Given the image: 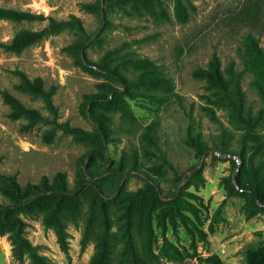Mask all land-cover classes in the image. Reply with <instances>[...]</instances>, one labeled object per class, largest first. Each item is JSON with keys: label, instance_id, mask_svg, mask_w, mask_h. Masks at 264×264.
Wrapping results in <instances>:
<instances>
[{"label": "rangeland", "instance_id": "obj_1", "mask_svg": "<svg viewBox=\"0 0 264 264\" xmlns=\"http://www.w3.org/2000/svg\"><path fill=\"white\" fill-rule=\"evenodd\" d=\"M191 1L196 9L181 23L174 0L162 3L168 18L139 13L118 0H0L1 6L46 16L20 22L0 19V42L10 41L23 29H41L51 18L68 20L76 15L89 37L84 45L89 59L116 65L128 78L123 86L95 64L85 63L79 57L82 51H73L77 35L70 29L49 34L19 52L0 45V179L12 178L23 186L64 172L75 187L81 167L90 162V133L96 129L90 117L93 104L108 128L110 166L122 161L128 165L119 177L118 192L145 185L147 174L162 188L163 204L153 216V247L161 264H211L214 257L222 264H249V249L264 244V204H255L237 177L252 166H264V126L257 128L242 153L243 130L229 109L208 102L206 83L193 72L206 67L215 54L223 67L233 62L246 109L255 113L262 107L252 84L254 74L238 49L251 31L264 50V0ZM20 72L42 78L45 89L54 91L51 104L19 88ZM138 76H154L155 81L144 86L133 80ZM110 85L117 88L115 97ZM104 90L109 99L92 102L93 95ZM4 91L37 109L42 118H13ZM123 105L134 118H124L116 109ZM63 124L74 130L65 131ZM196 140L236 154L240 165L235 158L209 152L190 173L202 158ZM136 158L139 168H129ZM8 202L0 190V203ZM12 213L0 214V264H34L21 238L51 264H89L95 240L82 245V220L69 223V249L64 251L41 217L17 209ZM166 239L180 255H170L169 243L162 250Z\"/></svg>", "mask_w": 264, "mask_h": 264}, {"label": "trees", "instance_id": "obj_2", "mask_svg": "<svg viewBox=\"0 0 264 264\" xmlns=\"http://www.w3.org/2000/svg\"><path fill=\"white\" fill-rule=\"evenodd\" d=\"M123 7L130 5L139 13H150L154 16L168 18L162 3L166 0H118ZM161 8V11L158 9ZM175 15L179 22L186 23L196 9L191 0H174ZM258 10V7H254ZM43 13H35L27 10L4 7L0 5V19L13 21L43 20ZM70 29L77 35L73 51L81 52L79 56L85 63L95 64V68L108 74L111 79L127 84V76L116 65L109 62H92L84 48L89 37L86 34L82 20L72 15L68 20L50 19L48 25L38 30L23 29L17 32L10 41L0 42V45L11 51H22L26 47L41 41L49 34ZM240 57L245 62V67L253 72V86L260 94L263 105L255 113L246 109L245 93L238 79L237 71L232 62L223 67L219 56L216 54L210 59L206 67H198L194 72L196 78L205 81L208 93L205 95L208 102L225 107L235 118L236 123L243 130L242 149L245 154L247 141L256 134L257 128L264 126V50L258 44L251 31L246 33L243 45L238 49ZM21 82L19 88L36 96L45 98L50 104L53 90H46L42 78L31 79L25 73L20 72ZM134 81L144 86H149L155 81L154 76H138ZM135 85V83H130ZM129 88V86H128ZM116 96L117 88L110 85L109 89ZM104 90L93 95L92 102L109 99ZM5 101L11 106V116L19 118L27 116L33 120H40L42 115L35 108H29L15 95L8 91L3 92ZM113 99V98H112ZM124 118H134L128 106H119ZM214 114L212 106L207 107ZM102 113L92 104L90 117L95 124L92 135L93 146L88 152L90 162L81 167V175L76 180V186L72 187L66 173L58 172L50 180L46 175L38 183L21 185L15 179L5 177L0 179V190L10 199L8 203H0V214L13 215L12 211L21 210L28 215L39 216L48 228H52L60 247L64 251L69 249V223H84L82 245H88L90 239L95 240V252L89 264H161L159 254L155 252L153 244L155 232L153 216L155 210L162 205V188L153 176L147 174L144 177L145 185L130 191L118 192L120 189L119 177L128 165L123 161L119 165H111V157L107 150L106 122L100 117ZM65 131H73L74 128L63 124ZM199 154L209 148L204 142L196 140ZM227 152V150L222 149ZM138 155V154H137ZM129 168L138 167L136 158ZM233 159V158H230ZM98 160V161H97ZM239 168V167H238ZM240 171V168L237 169ZM126 173V172H125ZM3 177V176H2ZM237 181L240 187L245 188L251 195L255 204H264V166H252L249 172H240ZM165 208V207H164ZM116 230H113V226ZM2 232H4L2 230ZM23 246L33 259L34 264H51L35 247L24 238H21ZM20 242V244H21ZM117 242L121 248L117 249ZM168 240L162 246V250L168 247ZM170 244V255L177 257L181 251ZM249 264H264V244L249 249L247 254ZM211 264H222L218 257L210 260Z\"/></svg>", "mask_w": 264, "mask_h": 264}, {"label": "water", "instance_id": "obj_3", "mask_svg": "<svg viewBox=\"0 0 264 264\" xmlns=\"http://www.w3.org/2000/svg\"><path fill=\"white\" fill-rule=\"evenodd\" d=\"M209 152H212V153H214V154H216V155H218V156H222V157H226V158H235V159H237V161H238V165H240L239 156H237L236 154L231 153V152H224V151H222V150H220V149H218V148H212V147H209V148L203 153L202 158H201V162H200L195 168L189 170L190 173L193 172V171H195V170H197V169L201 166L202 161L204 160L205 156H206ZM237 169H238V168H237ZM127 173H129V172H126L125 174H127Z\"/></svg>", "mask_w": 264, "mask_h": 264}]
</instances>
